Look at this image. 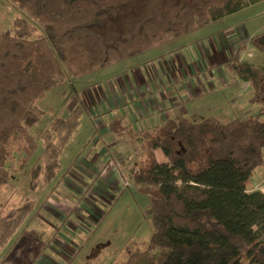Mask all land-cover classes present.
<instances>
[{
	"label": "trees",
	"instance_id": "16d2710c",
	"mask_svg": "<svg viewBox=\"0 0 264 264\" xmlns=\"http://www.w3.org/2000/svg\"><path fill=\"white\" fill-rule=\"evenodd\" d=\"M264 0H14L22 11L0 30V188L24 168L37 149L31 128L45 111L37 102L48 91L162 46ZM248 43L264 56V31ZM237 46L229 70L248 82L250 102L264 113L263 64L241 60ZM68 117L57 115L42 136L43 165L31 169L51 182L62 148L83 110L72 94ZM110 132L127 137L144 153L131 180L150 200L153 232L143 249L121 264H264V193L247 185L264 167V120L231 121L176 116L143 131L122 118ZM159 149L168 162H160ZM34 203L0 217V251ZM246 259V263L243 260Z\"/></svg>",
	"mask_w": 264,
	"mask_h": 264
},
{
	"label": "rangeland",
	"instance_id": "374dc122",
	"mask_svg": "<svg viewBox=\"0 0 264 264\" xmlns=\"http://www.w3.org/2000/svg\"><path fill=\"white\" fill-rule=\"evenodd\" d=\"M260 13L264 16V4L237 12L220 23L205 26L197 34L189 33L188 36L179 37L122 63H114L106 71L98 70L75 80H67L40 98L37 104L45 114L31 128V133L36 137L37 149L24 168L19 169L15 164L10 169L11 181L0 188V217L28 201L34 203V208L0 251V264H121L132 250L143 249L153 232L150 200L138 191L130 176L131 168L144 153L139 146L141 138H137L136 147H133L127 137L110 132L109 117L102 119L94 111L104 96H100L89 85L165 55L168 50H179L183 45H188V52L196 50L199 41H189L200 35L211 37L224 28L223 24L236 25ZM21 15L22 11L14 0H0V30L10 29L15 17ZM257 20L264 23L262 18ZM219 80L216 86H211V81L203 82L198 89L200 94L186 101L191 103H185L189 110L187 117L198 113L201 119L214 116L222 121H231L253 115L264 120L259 105H254L253 112L245 113L249 108L230 104L234 93L229 89L220 91L224 87ZM96 87L100 88L99 84ZM113 90L110 88L107 91L110 98L114 93H120ZM214 93L218 97H215L216 100L208 98ZM72 94L78 95L82 106L89 107L88 112L83 108L77 127L63 146L59 156L61 168L55 177L48 183L39 177L32 188L31 169L38 164L43 165L42 134L50 128V123L57 115L69 116L66 103ZM81 96L85 97L87 104H83ZM144 121L138 119L139 124H144ZM159 157L160 162H168L163 154ZM247 188L264 193V167L256 170ZM261 238L264 240V233ZM243 262L246 263V259Z\"/></svg>",
	"mask_w": 264,
	"mask_h": 264
},
{
	"label": "crops",
	"instance_id": "0c3cea01",
	"mask_svg": "<svg viewBox=\"0 0 264 264\" xmlns=\"http://www.w3.org/2000/svg\"><path fill=\"white\" fill-rule=\"evenodd\" d=\"M262 4H264V1L246 9H251ZM232 16H227L215 23H220V21ZM260 18L264 19L261 13L236 25L227 26L223 24L224 28L221 31L213 33L214 37H212L213 34L211 37L208 35H200L195 40L189 41V43L199 41L196 43V50H191V53L187 50L188 43H185L187 45L186 47L183 45L181 49L175 48L180 51L168 50L165 55H159L153 60L146 61L141 65L138 64L129 69H125V71H120L110 76V78H104V81L101 80L102 82L99 80L89 85L93 86L96 93L100 96H104L97 108L94 109L95 113L99 114L102 119L109 117L110 121L122 118L126 123L131 124L135 130L151 129L156 125L164 123L169 118L176 116L187 117L189 110L186 108V104H188L186 101L193 99L194 95L200 94L198 89L202 87L203 82L211 81L210 84L213 86V84H218L217 80L219 78V81L223 83L224 87L220 91L229 89L234 93L230 104H237V107L243 106L245 109L249 108V110H245V113L253 112L255 110V104L250 102L253 94L252 88L248 82L242 81L229 70V64L236 54L237 45L241 41L245 42L246 45L239 53L240 59L258 65L263 64V56L248 43L250 37L264 31V23L257 22V19ZM204 28L198 29L192 34H197ZM248 56L254 58L251 59ZM111 66L113 67V65ZM111 66L100 71H106ZM118 75H121V77L117 79L116 76ZM96 84H99L100 88L96 87ZM110 88H113L114 92L120 91V93L118 92V95L114 93V96L110 98L109 93L107 94ZM216 95L214 93L208 98L216 100L218 98ZM222 96L226 98L225 94ZM222 96H219V98L221 99ZM81 97L84 99L83 104H87L85 97ZM84 106V110L87 111L89 107ZM195 114L198 115V113ZM138 119H145L144 124H139ZM162 154L159 149L155 150V155L158 160H160L159 155ZM161 162H165V160Z\"/></svg>",
	"mask_w": 264,
	"mask_h": 264
}]
</instances>
